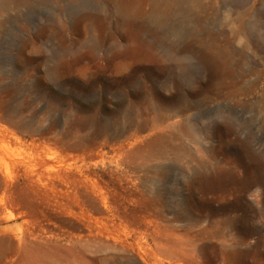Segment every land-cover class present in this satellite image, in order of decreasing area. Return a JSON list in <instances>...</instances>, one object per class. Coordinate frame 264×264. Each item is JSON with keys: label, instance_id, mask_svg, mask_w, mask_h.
I'll list each match as a JSON object with an SVG mask.
<instances>
[{"label": "rangeland", "instance_id": "obj_1", "mask_svg": "<svg viewBox=\"0 0 264 264\" xmlns=\"http://www.w3.org/2000/svg\"><path fill=\"white\" fill-rule=\"evenodd\" d=\"M0 264H264V0H0Z\"/></svg>", "mask_w": 264, "mask_h": 264}]
</instances>
